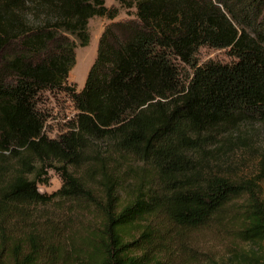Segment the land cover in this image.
Instances as JSON below:
<instances>
[{
    "label": "trees",
    "instance_id": "obj_1",
    "mask_svg": "<svg viewBox=\"0 0 264 264\" xmlns=\"http://www.w3.org/2000/svg\"><path fill=\"white\" fill-rule=\"evenodd\" d=\"M106 1L0 0V264H158L186 233L228 225L264 241L259 187L218 170L228 138L264 126V0H114L123 20ZM94 17L109 23L77 90ZM204 47L233 60L199 64ZM45 92L76 111L57 138ZM49 170L63 184L47 195ZM48 205L94 219L69 233Z\"/></svg>",
    "mask_w": 264,
    "mask_h": 264
},
{
    "label": "rangeland",
    "instance_id": "obj_2",
    "mask_svg": "<svg viewBox=\"0 0 264 264\" xmlns=\"http://www.w3.org/2000/svg\"><path fill=\"white\" fill-rule=\"evenodd\" d=\"M117 6L120 14L117 20L128 18L127 10L119 7L114 0H107L106 6ZM133 13L134 10H131ZM109 23L103 17H94L89 21L91 42L86 47L77 44L76 64L70 72L69 80L76 83L81 90L86 82L90 67L94 63L101 32ZM209 60L230 62L233 60L225 50L201 48L198 54L199 64ZM42 115L46 118L45 132L50 138H57L65 133L69 123L75 118V108L69 96L63 92H45L39 103ZM241 136H233L221 147L223 160L218 170L237 175L243 181H252L259 187L264 196V170L259 165L264 156V126L261 124L245 125ZM217 166V163L216 165ZM45 182L39 184L42 194H53L63 184L60 175L55 170H49ZM243 199L238 200L242 204ZM74 209V205H70ZM69 205L62 210L52 205L39 206L37 212L48 220H64L67 218V231L80 232L86 228L94 217L89 211L79 210L68 212ZM66 220V219H65ZM43 222V219H41ZM158 264H264V241L250 242L238 235L235 226L228 225L219 229L200 230L186 233L181 239V245L170 249Z\"/></svg>",
    "mask_w": 264,
    "mask_h": 264
}]
</instances>
